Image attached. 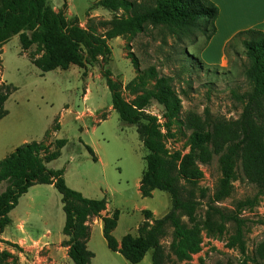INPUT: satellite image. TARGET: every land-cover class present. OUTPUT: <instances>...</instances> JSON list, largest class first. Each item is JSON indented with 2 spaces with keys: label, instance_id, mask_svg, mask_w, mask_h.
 <instances>
[{
  "label": "rangeland",
  "instance_id": "1",
  "mask_svg": "<svg viewBox=\"0 0 264 264\" xmlns=\"http://www.w3.org/2000/svg\"><path fill=\"white\" fill-rule=\"evenodd\" d=\"M104 1L49 0L48 4L52 9L56 8V12L64 14L68 22L77 23L104 37L116 22L126 21L135 13L134 9L113 7L125 0H108L106 6ZM126 1L135 3L140 9L155 5V0ZM232 8L235 12L243 9L237 5ZM224 21L223 13H220L217 32L210 42L202 33L181 41L165 25L146 24L141 29L108 41L111 49L108 64L102 66L101 57L96 62L75 63L71 52H68L61 59L60 66L69 70L53 72L47 76V81L37 77L38 70L29 59V56L44 57L43 45H34L23 52L19 36H15L0 50V83L3 77L14 88L7 101V110L13 115L19 108H28L30 114L26 120L29 127L25 132L36 142L45 138L44 134H39L45 130V119L54 116L47 131L53 128L56 120L59 129L52 131L47 145L53 147L58 139L67 143L51 168L65 170L66 185L70 189L83 195L82 190L90 199L105 198L108 201L111 212L118 213L113 233L117 240L127 235L147 239V229L154 225V218L145 213L143 221L141 209L144 206L155 212L157 218H162L172 207L168 193L157 190L149 198L141 196L139 184L146 169L147 151L136 126L122 122L112 109V96L103 69L109 70L113 78L122 83V97L129 105H134L155 88L156 81L148 72L150 68H155L159 76L173 78V88L181 101L179 117L168 126L163 117L164 108L156 102L142 111L158 119L167 175L176 177L184 200L195 202L193 209H182L178 216L185 228L195 234L199 251L188 257L179 256L174 229L167 224L159 236L161 254L158 259L161 264H253V251L264 240V190L245 177L242 157L235 159L229 191L219 201L215 200L222 180L219 155H213L208 162L190 157L193 155L190 136L197 129V120L206 125L238 120L244 108L241 97L251 90L244 76L248 64L244 56V38L238 35L254 29L248 26L259 20L231 23L233 26L226 30L222 28ZM202 23L207 26L205 20ZM26 33L31 35L29 31ZM49 41L52 44L61 42L60 34L52 35ZM87 75H91L92 80L87 101H84L88 93L87 81L84 80ZM53 83H56L57 91L51 89ZM86 109L93 111L101 122L96 123L92 116L80 119L79 113ZM8 121L4 120L0 129ZM11 129L6 127L7 131ZM87 146L92 148L93 154L89 153ZM27 198L36 203L44 200L45 204L42 207L35 204L33 216L25 227L36 234L50 231L54 239L61 236L65 214L60 193L54 188L39 187L31 189L22 203ZM213 208L228 215L237 213L243 219L244 251L237 240L235 222L223 220ZM118 246L121 248L122 245ZM90 248L95 252L92 264H130L122 255L108 248L102 233L96 228ZM22 250L16 249L17 252ZM49 252L33 255L25 251L22 256L0 252V262L55 264ZM59 252L54 255L56 260L67 264L65 252ZM152 253L150 249L141 264H152Z\"/></svg>",
  "mask_w": 264,
  "mask_h": 264
},
{
  "label": "trees",
  "instance_id": "2",
  "mask_svg": "<svg viewBox=\"0 0 264 264\" xmlns=\"http://www.w3.org/2000/svg\"><path fill=\"white\" fill-rule=\"evenodd\" d=\"M49 0H0V50L14 36H19L23 52L34 45H43L46 51L44 57L29 56L33 65L42 72H50L61 68L60 61L71 52L75 63L85 61L96 62L101 57V65L109 63L111 49L108 41L126 33L141 29L146 24L153 26L165 25L167 30L177 35L181 41L189 40L198 33L206 36L207 42L217 32L216 23L219 8L210 0H155L154 6L140 9L135 3L122 1L113 7L134 9L135 13L126 21L116 22L107 35L97 36L79 24L68 22L64 14L55 12L48 4ZM107 1L103 4L106 6ZM206 21V27L202 21ZM27 31L31 35H27ZM59 33L61 42L52 44L49 38ZM238 37L244 40V56L248 64L244 76L251 85V90L241 97L244 108L236 121L219 122L206 125L197 120V129L190 136L193 155L200 162H208L213 155H219L222 180L215 200L219 201L229 191L233 166L237 157H242L245 177L248 181L257 183L264 190V31L249 29L241 32ZM149 74L155 79V88L140 97L134 105L127 104L122 97V83L114 79L109 70L103 69V75L112 96V107L122 122L136 126L144 148L146 169L140 182V192L143 198L150 197L155 190L168 193L171 197L172 209L162 218L154 219V225L147 229V239L140 236L134 238L125 236L121 248L113 236L117 226L118 213L103 219L104 237L109 249L119 252L129 263H140L150 249L152 264H161L158 256L161 254L159 236L167 224L175 233V246L181 257L199 251L195 234L182 224L179 211L193 209L195 202L184 200L179 191L176 177L168 176L165 169V147L159 130L158 119L145 114L142 110L152 102L163 106V117L167 125L179 117L181 101L176 94L169 76H159L155 68L149 69ZM14 88L6 83H0V120L7 115L5 102ZM59 129L56 120L51 130L47 131L41 142L26 143L0 161V183L9 182L7 190L0 194V230L9 222L8 214L18 205L19 198L35 185H54L62 196L65 225L63 234L68 239L64 246L68 247V256L73 264H91L95 256L87 247L91 228L89 219L101 216L107 208L108 201L88 199L80 192L66 185L65 170H53L46 164L57 160L66 141L58 139L53 147L47 145L52 131ZM90 154L91 148L87 147ZM253 206V203H249ZM223 220L233 221L237 228V240L241 249L245 250L243 241V219L236 214L228 215L218 208H213ZM151 214L145 211L144 214ZM148 219V218H146ZM145 226L142 227L141 232ZM1 255V254H0ZM253 264H264V240L259 242L253 251ZM0 264H12L0 262Z\"/></svg>",
  "mask_w": 264,
  "mask_h": 264
},
{
  "label": "crops",
  "instance_id": "3",
  "mask_svg": "<svg viewBox=\"0 0 264 264\" xmlns=\"http://www.w3.org/2000/svg\"><path fill=\"white\" fill-rule=\"evenodd\" d=\"M210 1L218 6L219 16H220V13H223L224 19L226 20L223 23L224 27H222V28H224V30H226V28H230V26H233L231 23H233L235 25L237 23H241L244 21L250 20L251 22H253V20H259L258 22H254V24H251L250 26H248V28L263 29V31H264V0H210ZM233 5L243 7V9L241 10L242 12H240V11L235 12V9L232 8ZM53 10L56 12V8H53ZM243 12H245V13H243ZM237 13H240V14H237ZM218 19H219V17H218ZM19 41H20V39H19ZM3 47H2V49H3ZM26 58L28 59V57H26ZM33 66L38 70V71H36L37 77L40 79H43L45 81H47V76L49 74H51L53 72H57L59 70H63V69H56V70L50 71V72H42L35 65H33ZM66 70H69V69H66ZM66 70H63V71H66ZM84 80L87 81L86 82V88H87L88 93L85 94V97L83 98V100L87 101V97H88V94L90 92L89 85L91 84L90 81L92 80V76L87 75V77ZM85 81H84V83H85ZM2 82L6 83V84L8 83L3 79V77H2ZM54 86H56V83L52 84L51 89L57 91L58 90L57 86H56V88H54ZM7 101L5 102V110H7ZM112 109H113V107H112ZM25 110L27 111V114H26ZM39 111H40V109H39ZM29 114H30V111H28V108H19L18 111L15 112L13 115H11V112L9 110H7V115L0 120V124L6 119L9 120L7 122V124L4 125L3 127H1V129H0V132H1L0 133V161H2L6 157H8L10 154H12L16 148H18V147H20L26 143H30V142L34 141L35 138H30V136L28 134H26V132H25V130H27L29 127V122L26 120V116ZM89 116H92L95 119L96 123L101 122V119L94 116L93 111H91L90 109H86L85 111H83L82 113H79V115H78V117L80 119H83V118L89 117ZM53 117L54 116H51V117H48L45 119V121H46L45 122L46 124L44 126L45 130L40 131L39 132L40 135L44 134V136H45V133L48 129V126L51 125V123L54 119ZM8 126L12 127V129H11L12 131L6 130V127H8ZM93 129L95 130L96 128H93ZM87 147H89V146H87ZM89 148H91V147H89ZM91 150H92V148H91ZM54 162H55V160L46 164L47 168L52 169L51 165ZM140 182H141V179H140ZM8 186H9L8 181L1 182L0 183V194L4 193L7 190ZM39 187H44L46 189H52V188L56 189L54 187V185L44 184V185H35V186L31 187L29 189V191L31 189L39 188ZM139 189H140V184H139ZM29 191L26 194H24L22 197L19 198L18 205L8 214V219H9L8 224L2 230H0V252L1 253L6 252L8 254H16L17 253L19 256H22V254L20 252L16 251L17 248L24 249L25 251H28L30 254H33V255H36V254H38V252H41V251H50L49 253L51 255H53V258H54V261L52 263L60 264V262L57 261L58 259L56 260V256H54V255L60 253L59 251H63V252H65V255H66L67 264H73L72 261L70 260L69 256H68V247L64 246V242L68 239L63 234V228L65 225V222H64V225L62 228V235L56 239H54L52 237V234L50 231H47L46 234H36L31 229H27L25 227L26 222L30 218H32V216H33L32 211L35 210V208H36L35 204H39L41 207H42V205L45 204L44 200H40L38 203H36L31 198H27L25 200V202L22 203L23 200L29 195ZM155 191H157V190H155ZM155 191L152 192L151 196H153L155 194ZM81 192L83 193L84 197L90 199V197L87 196L82 190H81ZM140 194H141V192H140ZM146 198H149V197H146ZM61 200H62V198H61ZM62 206H63V204H62ZM145 211L151 212L152 217L154 219H159V218H157V214L155 212L151 211L150 209H148L144 206L141 209V213L143 214V217H144L143 221H145V216H144ZM38 212H39L38 217L41 218V214H40L41 212L40 211H38ZM112 215H113V213L110 210V206H109V204H107V208L104 212H102L101 216L93 217V218L89 219V221H88V225L91 228V232H90L91 234H90V238H89L88 243H87V247L94 255H95V252L90 248L92 238H93V230H94V228H96L97 230H99L102 233V235L104 237L103 219L106 217H111ZM113 233H114V231H113ZM104 240L108 246V242L105 239V237H104ZM116 241L118 242V244H121L122 240L116 239ZM108 248H109V246H108ZM56 252H58V253H56ZM115 253L120 254L119 252H115ZM145 258H146V256L138 264H141L142 262H144ZM93 260H94V257L91 260V264H92ZM151 263H152V261H151Z\"/></svg>",
  "mask_w": 264,
  "mask_h": 264
},
{
  "label": "built area",
  "instance_id": "4",
  "mask_svg": "<svg viewBox=\"0 0 264 264\" xmlns=\"http://www.w3.org/2000/svg\"><path fill=\"white\" fill-rule=\"evenodd\" d=\"M23 252H25V250L20 251L21 254H23Z\"/></svg>",
  "mask_w": 264,
  "mask_h": 264
}]
</instances>
